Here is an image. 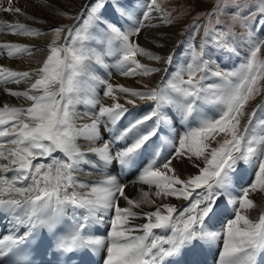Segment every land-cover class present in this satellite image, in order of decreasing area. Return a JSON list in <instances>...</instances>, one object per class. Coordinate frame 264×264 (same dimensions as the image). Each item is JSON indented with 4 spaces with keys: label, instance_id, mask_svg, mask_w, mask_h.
<instances>
[{
    "label": "snow or ice",
    "instance_id": "1",
    "mask_svg": "<svg viewBox=\"0 0 264 264\" xmlns=\"http://www.w3.org/2000/svg\"><path fill=\"white\" fill-rule=\"evenodd\" d=\"M40 2L50 6L49 0ZM0 11L25 15L12 0ZM222 13L216 0L212 11L198 14L196 21H208L203 37L197 46L195 24L184 60L174 63L175 51L159 55L138 43L145 29L174 22L158 0H89L76 14L57 9L58 16L76 23L51 29L39 67L0 66V87L29 102L0 107V216L7 221L0 264H96L91 257L99 253L100 264H206L204 256L214 247L215 264H261L264 209L255 220L248 213L257 207L251 196L264 194V102L250 113L245 109L264 91V59L258 55L264 49V0L237 4L229 23L216 28L212 18L223 25ZM5 32L44 35L22 23L0 22ZM209 47L242 59L224 68ZM5 52L7 58H23L33 49L0 43V54ZM113 68L125 77L163 76L155 87L138 90L113 86ZM22 83L28 88L6 87ZM137 101L150 102L147 110L132 111ZM81 104L85 110L78 112ZM80 140L87 141V150ZM166 147L174 151L165 155ZM185 156L198 172L182 179L172 162ZM201 159L203 167L196 163ZM91 170L103 179H77ZM125 173H135L136 183L155 191L129 198L120 180ZM169 197L188 204L178 209L157 203ZM142 206L155 210L136 211ZM138 218L146 222L133 225ZM105 222L102 236L97 226Z\"/></svg>",
    "mask_w": 264,
    "mask_h": 264
},
{
    "label": "bare ground",
    "instance_id": "2",
    "mask_svg": "<svg viewBox=\"0 0 264 264\" xmlns=\"http://www.w3.org/2000/svg\"><path fill=\"white\" fill-rule=\"evenodd\" d=\"M8 1V0H7ZM52 1V2H50ZM55 1V0H54ZM53 0H49L50 6H43L40 2V0H12V6L13 7H18L22 10V12L25 15H20V14H15V13H9L6 12L4 16L0 15V19L3 21L7 20V23H22L25 24L26 26L33 28V29H39L41 30L44 35H41L39 37H21V36H15L8 34L7 32L5 33H0V43H7V42H12V43H21L28 45L33 49V54L32 55H24L23 58H7L6 52L4 54H0V66L7 67L11 70L15 71H27L31 69H35L40 66L38 61L42 62L46 57H45V51L43 48L39 47V45H46L47 42L50 40V34H46L44 32V28H49L53 25H58L61 23H66V25H70V21H67L66 19L62 17H57V19H54L50 17L51 13H49V10H57L58 5H60L61 1L56 0L57 3H55ZM0 2L4 5L7 4L4 0H0ZM68 2V1H67ZM0 3V5H1ZM72 3V2H71ZM62 4V3H61ZM66 4V2H65ZM47 8V9H46ZM78 9V8H77ZM53 12V11H52ZM77 12V10L75 11ZM50 14V15H49ZM26 17H34L35 21H42L40 23L35 22L32 19H27ZM156 21L153 20V23ZM4 23V24H7ZM170 31V28L168 26H162V27H156V28H148L145 29L144 32H142V38L146 43L148 44L151 48L148 49L149 51H152L154 53H159L164 51L166 48H158L153 46V40H155L157 43L164 42L163 35H166ZM140 38V37H139ZM142 40V42H143ZM140 42V43H142ZM43 43V44H39ZM153 43V44H152ZM173 48H171L172 52ZM209 54V53H208ZM210 55V54H209ZM214 54H211L212 58L214 59ZM222 58L227 59V57L221 56ZM146 58V57H145ZM175 59V58H174ZM229 60V59H228ZM145 61V59H144ZM147 61V58H146ZM231 62V60H229ZM110 63H114L113 58H109ZM221 66L226 67L228 62H224L223 59L221 60ZM230 65V64H229ZM161 67V66H160ZM170 70V69H169ZM102 71V70H100ZM112 75L110 77L109 82L113 86H125L129 88H134L138 90H143V86L147 85L141 81L140 76H133V77H125L119 74L118 70L113 68L111 69ZM170 72V71H169ZM163 73H155L153 74V84L152 85H147L148 88L155 87L157 84L160 83V77L162 76ZM159 80V81H158ZM8 89L11 90H25L28 88V84H8L6 85ZM99 91V89H97ZM123 96V94H121ZM101 100L104 104H110L111 100L106 99L101 97ZM121 102H123V99H121ZM29 102L25 101L23 98H17L9 95L5 90L4 87H0V107H2L4 104H9L12 106H27ZM150 102H143V101H137V107L132 109L131 105H128L132 111L137 112V113H142L147 110L149 107ZM85 110V106L83 104L79 105L77 107L78 112H83ZM212 110L209 109V114H211ZM89 122L87 119L85 120H78L77 123H85ZM80 144L82 150H87L88 148V143L85 140H80L78 141ZM174 151L171 147H166L164 152L165 155L168 154L169 152ZM94 158V157H93ZM195 159V158H193ZM39 162V161H34V163ZM196 163L200 164L202 167L204 165L203 160L196 161ZM172 166L176 169V172L180 175L182 179H187L191 175H195L198 172V169L193 166V163L191 160L187 158V156L182 157V158H177L174 159L172 162ZM113 173H115V168L111 170ZM7 175L10 177L12 175L11 172L7 173ZM77 179L87 181V182H96L100 181L103 179V175L100 171L97 170H91V172L86 171L85 173H81L77 176ZM137 176L135 173H125L124 175L120 176V180L122 183L126 184L125 188V193L129 198L132 199H137L140 194L141 190L143 191H149L150 194L151 192H154L155 189H149V186L147 185H142L139 183H136ZM248 180L252 179V176L249 175L247 177ZM199 191V190H198ZM152 199H156L154 196H151ZM251 198L254 200L256 203L257 207L251 210L248 215L250 218L253 220L257 219L259 214L261 213V210L264 209V194H261L257 192L256 194L252 195ZM157 203H168L175 205L178 209H182L188 204V201L183 200V199H176L174 197H169L167 199H163L160 201H157ZM120 206L121 207H126L127 204L126 202L121 198L120 200ZM154 207H148V206H142L141 209H136V211H154ZM107 218H105L106 220ZM146 221L144 219H134L131 221L133 225H140L145 223ZM7 231V227L5 229V232ZM108 231V225L107 223H103L97 226V232L99 235H106ZM159 232L160 230H156ZM4 232V233H5ZM2 233L1 235H3ZM218 252V248L214 247L212 250H209L206 252L204 259L206 260V264H212L211 261L213 258H215L216 254ZM104 255V253H99L97 254L98 256V262L100 264L101 262V257ZM261 264H264V257L261 260Z\"/></svg>",
    "mask_w": 264,
    "mask_h": 264
},
{
    "label": "rangeland",
    "instance_id": "3",
    "mask_svg": "<svg viewBox=\"0 0 264 264\" xmlns=\"http://www.w3.org/2000/svg\"><path fill=\"white\" fill-rule=\"evenodd\" d=\"M4 1L7 4L3 5L0 2L1 3L0 8L8 6V1L7 0H4ZM60 1L62 4L60 3V5H58L59 10H62V11L67 12L69 14H75L76 13L75 11L78 10L77 8H79L81 6V4L86 0H60ZM50 2H52V1H50ZM54 2L57 3L56 0ZM65 2H66V4H65ZM158 2L161 4V6L166 11L170 12L172 17H174L175 19H174V22L170 26H168V28H170V31L166 35H163L164 42L158 43V44L163 45V46L162 47H156V44L152 43L153 46L156 47L157 50H158V48L162 49L163 47L166 48V46H167V48L164 51L156 53V54L166 56L169 53V51H171V48H173L172 51L176 52V57L174 59V63L176 62V60L182 61L185 58L184 57V50L187 47L189 35L193 31V26L197 23L200 26L199 32L195 34V41H194V43L198 46L201 38L203 37L204 26L206 24H208V21L206 19L202 18L199 21H196L195 18L198 16V14L208 13V12L212 11L214 5L216 4V0H158ZM243 3H244V0H220V4L223 7V13L220 15L219 18L224 22V24L223 25H216L215 24L216 18L213 17L212 18V25L215 26L216 28H221L224 25H226L227 23H229V15L228 14L231 13L235 9L237 4H243ZM49 4H51V3H49ZM224 5H227V7H224ZM52 11L49 10V13H51V15L49 14L50 17H52L54 19H57V17H61V16H58L56 14L57 10H52ZM5 13L6 12H4V11H0V15H2V16H4ZM153 15L157 16L158 14L154 13ZM67 21L71 22V20H67ZM155 21H156L155 22L156 24L160 23V21L158 19H156ZM0 22L7 23V20L3 21L2 19H0ZM63 23H61V25H64ZM58 25H60V24H58ZM58 25L56 24V25H53L49 28H44V32H46V34H50V40L47 42L48 44L45 45V48L43 45H39L38 48L41 47L44 49L45 57L47 56V53H48L47 52L48 45L51 43V39H52L51 29L54 27H57ZM236 30L239 31V28L237 27ZM139 37H138V43L140 44V46L144 47L147 50L150 49L151 47L148 44L144 43L145 41L143 39H141L142 35H140ZM142 40H143V42H142ZM140 42H142V43H140ZM39 44H43V43H39ZM207 52L210 55L214 54L213 55L214 60L219 61V63H221L222 59L224 62H228L227 66L225 68L234 67L235 65L239 64L240 59H242V57L241 58L233 57L232 59H229V60H231V62H230L228 60V58L227 59L222 58L221 56H224V55L217 53L215 51V49L212 47H209L207 49ZM258 55L260 56L261 59H264V49H262L261 53ZM224 57H226V56H224ZM137 59L141 63H143L149 67H160L161 66V64L157 63L156 61H152L149 59H147V61H146V58L143 56H137ZM144 59H145V61H144ZM172 71H174V69H170V72H172ZM162 76H163V74H162ZM162 76L159 78L160 80H161ZM140 77H141V81L143 83H145L149 86L153 84V82H152L153 76H151V77L140 76ZM261 84L264 85V81H262ZM262 102H264V91H262L261 95L257 96L254 100H252L248 103L245 111L250 113L256 107L257 104H261ZM257 115L259 116V115H261V113L258 112ZM246 122H247V117H245L244 119L241 120V126L243 127V125ZM218 139H219V137H218ZM211 263L215 264V258L212 259Z\"/></svg>",
    "mask_w": 264,
    "mask_h": 264
}]
</instances>
